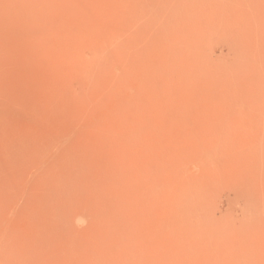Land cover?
I'll use <instances>...</instances> for the list:
<instances>
[{
	"label": "rangeland",
	"instance_id": "rangeland-1",
	"mask_svg": "<svg viewBox=\"0 0 264 264\" xmlns=\"http://www.w3.org/2000/svg\"><path fill=\"white\" fill-rule=\"evenodd\" d=\"M0 264H264V0H0Z\"/></svg>",
	"mask_w": 264,
	"mask_h": 264
}]
</instances>
